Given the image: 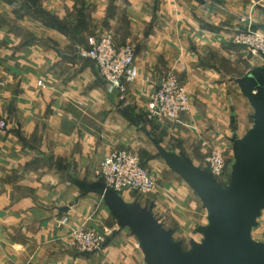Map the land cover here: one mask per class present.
Listing matches in <instances>:
<instances>
[{"label": "crops", "instance_id": "obj_1", "mask_svg": "<svg viewBox=\"0 0 264 264\" xmlns=\"http://www.w3.org/2000/svg\"><path fill=\"white\" fill-rule=\"evenodd\" d=\"M255 1L73 0L57 5L61 21L65 9L73 11L67 25L86 19L75 35L59 29L62 23L53 30L47 18L31 11L28 24L36 25L41 36L56 38V49L46 44L18 48L22 37L0 24V264H149L137 238L128 235L131 229L121 228L100 193L105 188L101 161L114 149L128 148L140 156L149 152L147 165H164L186 184L164 155L202 170L207 147L220 139L234 144L233 139L243 140L254 129L252 120L249 129L244 125L237 136L230 133L223 106L230 114L233 103L253 119L239 81L263 70L264 59L250 55L233 38L248 16L264 31V11L253 8ZM47 5L43 8L51 9ZM0 8H6L3 2ZM106 34L116 45L135 50L139 76L130 88V107L120 102L94 62L79 58V47ZM80 35L84 44L76 46ZM246 67L244 76L235 75ZM170 72L178 74L192 102L191 112L178 124L149 119L145 112ZM230 184L231 177L219 185L227 189ZM186 186L184 194L166 182L153 201L130 200L133 191L119 197L150 213L183 252H190L193 243L202 242L209 215L198 198L202 215L194 224L201 242L183 227L178 233L168 228L170 216L182 221L192 193ZM196 205L193 201L197 210ZM80 228L106 234L103 250H75L70 234Z\"/></svg>", "mask_w": 264, "mask_h": 264}, {"label": "water", "instance_id": "obj_2", "mask_svg": "<svg viewBox=\"0 0 264 264\" xmlns=\"http://www.w3.org/2000/svg\"><path fill=\"white\" fill-rule=\"evenodd\" d=\"M239 85L254 111V129L243 140H232L237 167L227 189L205 171L164 155L209 215V226L201 230L202 242L193 243L190 252H183L150 213L125 205L114 190L100 191L121 228H130L139 239L149 264H264V246L251 238L264 209V69L254 71Z\"/></svg>", "mask_w": 264, "mask_h": 264}, {"label": "built area", "instance_id": "obj_3", "mask_svg": "<svg viewBox=\"0 0 264 264\" xmlns=\"http://www.w3.org/2000/svg\"><path fill=\"white\" fill-rule=\"evenodd\" d=\"M252 6L264 11V0H256ZM241 21L245 27L234 35V44L245 48L250 55L264 59V31L253 28L252 16ZM79 58L94 62L105 83L112 91L120 94L122 102L126 101L128 87L139 76L132 46H118L112 35H102L92 39L88 47L80 49ZM191 110L189 93L172 72L163 76L147 105V113L151 119H164L173 123L180 122ZM0 127L3 128L4 124ZM205 164L214 179L223 176L226 169L223 152L212 151L206 157ZM100 176L106 189L114 190L118 194L126 191L149 194L154 190L152 176L140 156L128 149L110 152L101 163ZM106 238V234L80 228L71 233L70 244L81 252L93 254L103 250Z\"/></svg>", "mask_w": 264, "mask_h": 264}, {"label": "rangeland", "instance_id": "obj_4", "mask_svg": "<svg viewBox=\"0 0 264 264\" xmlns=\"http://www.w3.org/2000/svg\"><path fill=\"white\" fill-rule=\"evenodd\" d=\"M72 1L73 0H1L0 2H3V5L6 8H0V24L4 27L9 26L10 30H12L13 33L20 35L22 37L20 42L17 41V45H18L17 47L18 48L24 49V46L45 45L46 44L48 47L56 49V48H59L60 43L56 40V38H54L52 36H41L39 31H37L35 29L36 25L30 26L28 24L29 23L28 22V18H29L28 14L32 11V13L33 12L36 13V16L38 15L37 17H39V18L40 17L47 18L48 21L53 25V28H52L53 30H57V24L62 23L63 25L60 24L61 26L59 25V29L61 28L62 30H64V28H67L69 33H74V35H75L79 29L83 28V25L86 22V19L79 18L76 21V24H77L76 26H73L74 24L72 22H70V25H67L66 23H68V19H69L68 15L73 12V11L71 12L67 9H65V12H64V16L66 18L62 19L63 21H61L57 17L58 16L57 5H59V7H60V4H64L66 6L67 2H69L71 4ZM14 3H17V5L15 6ZM45 5L51 7V9H44L43 7ZM45 8H46V6H45ZM27 16H28V18H27ZM37 26H38V24H37ZM253 28L255 30H259L254 25H253ZM84 41H85V36L80 35V36L75 38L74 44L76 46L77 45H83ZM67 48H69V47H67ZM82 48L83 47H79V50ZM69 49H72V47ZM224 67H225L226 72H227L226 74H229L230 71L227 68L226 64L224 65ZM248 70H249V67H246L245 69L242 68L240 71L237 69V71H235V75L242 77L248 72ZM174 74L178 77V74H176V73H174ZM130 88H131V85L128 87V90L126 92L127 96H126L125 102H122L120 99V97H121L120 94L117 91H114V93H116V96L118 97L120 102L122 104L128 106V107H130V105H131V103L129 102V99L131 96L130 95V93H131ZM226 94L227 93H225L224 95H226ZM228 94H231V92H229ZM226 99L230 100V98H226ZM230 101H232V100H230ZM230 101H229V103H230ZM223 108L226 109L224 111L225 114L229 115V117L226 118V120H227V123H229L228 130L230 133L237 136V132L239 131L240 127L245 125V127H247V129H249L251 127V125H253V121H252L253 119L252 118L250 119L249 114H246L244 111H242L241 107L235 106L232 103V105L229 107L230 108V114L228 111V106L224 105ZM145 112L147 113V108H146ZM147 115H148V113H147ZM149 119H151V118L149 117ZM178 123H176V124H178ZM245 131L243 130V133L241 135H243L245 133ZM217 141H219V142H215L214 144H212L206 148L207 151H206V154L204 155V160H206V157L214 150H219V151L223 152L225 160H226V169H225V172H224L222 177L215 179L219 182V184H221L222 181L226 182L227 180H230L232 173H234V168L237 167V165H236L237 148H236V146H234V144L226 143L222 139L217 140ZM126 149H128V148H126ZM141 149H143V148L141 147ZM114 150H118V149H114ZM128 150L133 151L131 149H128ZM133 152L138 153L136 151H133ZM138 155H139V153H138ZM152 155L153 154H149V152L144 153L141 155L142 156L141 159H143V161L146 163L147 160ZM106 156L107 155H105L103 157V159ZM103 159H102V161H103ZM102 161H101V163H102ZM145 166L148 169V171L150 172L152 179L154 181V190L149 194H140L137 192H131L132 198L130 200L136 199L139 201L140 199L149 198V199H152V201H153L156 197V194H155L156 189L161 188L163 186V184L166 182L167 183L172 182L176 188H178V185H183V186L178 188L179 191L181 189H183L185 192L184 194H186V192L188 193V189H187L186 184H183V182H181V180L178 178V176L173 174L171 171L167 170V168L164 165L152 166V165H147V163H146ZM202 168H203L202 169L203 171L209 173L206 165H202ZM191 191H192V193L189 192L191 195L189 196L188 201L185 202L187 205H183V210H182L183 214L181 216L182 221L180 219L173 218L172 216H170L169 220H168V228H170L171 230H174L176 233H178V231L183 227L185 230L189 231L190 236H193L195 239H198L199 242H201L202 236H199L197 231H196L197 225L194 224V223H196L194 221V219H196L197 217H200L202 215V212H201V214L198 212L199 209L202 210V206H201L202 204L200 205L201 202L199 203V199H198L199 197L196 195V193L192 189H191ZM193 201L195 203H197V205H196L197 210H196V208L195 209L192 208ZM153 204H155V202ZM188 206H189V208H188ZM185 221H187V222H185ZM110 235H112V234H110ZM128 235L135 236V234L133 232L128 233ZM251 238L253 239L254 242L264 246V209L258 215V217L256 219V223L251 230ZM107 240H108V236L106 238V242H105L104 246L107 244ZM137 241L139 244L140 242H139L138 238H137ZM73 248L75 250L81 252L80 250L76 249L75 247H73ZM185 248H186V246H185ZM186 249H188V248H186ZM81 253H84V252H81ZM85 254H88V253H85Z\"/></svg>", "mask_w": 264, "mask_h": 264}]
</instances>
